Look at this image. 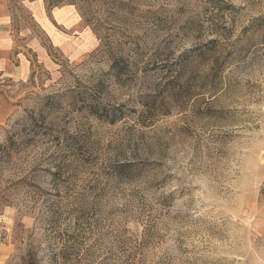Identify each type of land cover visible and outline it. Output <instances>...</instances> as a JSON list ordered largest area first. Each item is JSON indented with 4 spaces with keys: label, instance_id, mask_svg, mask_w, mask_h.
Returning <instances> with one entry per match:
<instances>
[{
    "label": "rangeland",
    "instance_id": "rangeland-1",
    "mask_svg": "<svg viewBox=\"0 0 264 264\" xmlns=\"http://www.w3.org/2000/svg\"><path fill=\"white\" fill-rule=\"evenodd\" d=\"M9 1L46 55L0 76V264H264V0Z\"/></svg>",
    "mask_w": 264,
    "mask_h": 264
},
{
    "label": "crops",
    "instance_id": "crops-1",
    "mask_svg": "<svg viewBox=\"0 0 264 264\" xmlns=\"http://www.w3.org/2000/svg\"><path fill=\"white\" fill-rule=\"evenodd\" d=\"M25 6L26 13L30 14L34 24L36 23V30L43 31L61 54H68L73 59H77L92 45L90 43L91 37H88L89 32H87V35L86 30L82 28L84 26L75 8L66 6V8H53L48 12L43 1H37ZM15 20L16 17L11 1L0 0V76H16L21 72H26L28 65H31L28 55L32 50L39 56L46 55L39 38L28 37L27 47H29V50L21 47L15 32L33 30L22 26L20 31H15ZM63 28H82L80 29V34L84 31L85 33L81 38L75 39L66 34Z\"/></svg>",
    "mask_w": 264,
    "mask_h": 264
}]
</instances>
